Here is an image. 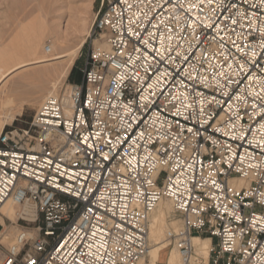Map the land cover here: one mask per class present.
<instances>
[{
  "label": "built area",
  "instance_id": "1",
  "mask_svg": "<svg viewBox=\"0 0 264 264\" xmlns=\"http://www.w3.org/2000/svg\"><path fill=\"white\" fill-rule=\"evenodd\" d=\"M92 35L69 95L0 132V210L32 207L0 264H137L162 199L180 264L203 234L208 264H264V0H102Z\"/></svg>",
  "mask_w": 264,
  "mask_h": 264
},
{
  "label": "rangeland",
  "instance_id": "2",
  "mask_svg": "<svg viewBox=\"0 0 264 264\" xmlns=\"http://www.w3.org/2000/svg\"><path fill=\"white\" fill-rule=\"evenodd\" d=\"M102 0H0V54H6V57L16 52L18 48L27 47V39L32 33H39L44 22L49 23L51 28L60 34L61 46L64 47V56L73 55L71 64L61 68L59 73L51 72L48 80L42 77L38 84L35 83L36 78L31 79L29 76L24 81L15 84L9 82L11 93H7L8 97L0 90V100L12 99L13 105L20 108L19 114L15 118L6 123L4 127L10 128H27L30 125L36 111L46 98L48 90L52 87L50 81H56L58 84L57 94L62 95L66 91H70L71 81L70 75L72 69L76 66L77 70L84 67L86 58L90 49L97 45L95 36L92 35V26L96 18V14L101 6ZM51 38L47 35L44 40L45 46L50 44ZM24 43V44H23ZM23 44V47H22ZM15 48V49H14ZM4 52V53H3ZM68 52V53H66ZM53 63L57 65L62 61ZM53 74V75H52ZM44 79V80H43ZM43 80V81H42ZM50 83V85H49ZM43 84V85H40ZM9 94H11L9 96ZM15 110V109H14ZM9 107L0 105V121L9 112ZM172 209V208H171ZM172 219L173 209L171 211ZM8 225L16 224L7 220L5 213L1 214ZM181 221V220H180ZM177 220V225H180ZM182 222V221H181ZM3 222L0 221V231L3 228ZM26 225L24 221H18V226ZM169 226H172L169 224ZM18 229L17 226H13ZM198 237V236H196ZM203 234L200 238H207ZM213 243H215L213 241ZM7 246L9 243H4ZM173 246L169 245L166 249L159 251V259L152 260L147 257L145 264H157L163 261L167 264V257ZM162 255V256H161ZM179 257L177 264H180Z\"/></svg>",
  "mask_w": 264,
  "mask_h": 264
},
{
  "label": "bare ground",
  "instance_id": "3",
  "mask_svg": "<svg viewBox=\"0 0 264 264\" xmlns=\"http://www.w3.org/2000/svg\"><path fill=\"white\" fill-rule=\"evenodd\" d=\"M47 35L51 38V41L48 46H45L46 43H44V40L46 39ZM60 38L61 36L58 31L54 28L52 29L49 23L44 22L39 33L34 32L30 37H28L26 48L23 47V43V48H18L16 52L10 54V56L8 57H6V54H0V90H2L1 96H3L4 94L5 97H8V95H6L7 93L12 94V90L9 89V82L11 84H15L19 81L26 80L29 76H32L31 79L33 77L36 78L35 83L38 84L39 82L37 81V79H39L40 81L42 77H47L49 80L52 71L59 73L61 71V68H64L65 66H67L68 68L73 59V55H71L70 57L63 55L64 47L61 46ZM96 41L97 46L106 47V44L104 42L98 40ZM60 59H62V61H60L59 64L52 65L53 63L59 62L58 60ZM50 82L52 83V87L48 90L46 98L49 96L58 95L56 93L58 89L57 82ZM69 92V90L66 91L65 95L68 96ZM11 94H9V96ZM68 101L71 102L69 97ZM0 105L2 107H9L10 110L15 109L14 111L7 113L0 121L1 132L5 128L4 126L6 125V123H10L15 118L16 114L20 113L21 109L17 108L16 105H13L12 99L4 98L0 100ZM231 183L238 188H241L244 185H248L245 180L238 178L231 179ZM171 208L174 211L173 204L170 200L162 199L158 203L157 208L151 215L149 230V252L147 256L140 259L137 264H145L147 257H150L152 260L159 259V251L166 249L170 244L169 240L167 239L168 231L170 229L178 230L182 227L180 219L174 218L180 221L179 226L177 225V220H170L172 219ZM2 213H5L10 221L16 222L20 214L25 216L26 214L32 213V207L29 204H19L15 202L12 197H9L2 205L0 210V221L2 220L3 224L5 225V229L0 234V238L3 243L12 244L21 228L20 226H18V224L8 225L7 222H5V220L3 219V216L1 215ZM169 224H171L172 226H169ZM13 226H17L18 229ZM200 237L193 236L192 241L197 254L203 257L206 264H208L210 249L212 247L211 239ZM179 257V250L177 246L174 245L172 250L168 254L167 264H177Z\"/></svg>",
  "mask_w": 264,
  "mask_h": 264
},
{
  "label": "trees",
  "instance_id": "4",
  "mask_svg": "<svg viewBox=\"0 0 264 264\" xmlns=\"http://www.w3.org/2000/svg\"><path fill=\"white\" fill-rule=\"evenodd\" d=\"M83 78V71L82 69L77 70L76 66L72 69L71 75H70V79L72 82L74 83H80L82 81ZM6 129H8L6 127Z\"/></svg>",
  "mask_w": 264,
  "mask_h": 264
},
{
  "label": "crops",
  "instance_id": "5",
  "mask_svg": "<svg viewBox=\"0 0 264 264\" xmlns=\"http://www.w3.org/2000/svg\"><path fill=\"white\" fill-rule=\"evenodd\" d=\"M196 236H198V235H196ZM198 237H200V236H198ZM208 238V237H207ZM162 256V255H161ZM157 264H166L165 262H163V261H159Z\"/></svg>",
  "mask_w": 264,
  "mask_h": 264
},
{
  "label": "snow or ice",
  "instance_id": "6",
  "mask_svg": "<svg viewBox=\"0 0 264 264\" xmlns=\"http://www.w3.org/2000/svg\"><path fill=\"white\" fill-rule=\"evenodd\" d=\"M33 264H34V262H33Z\"/></svg>",
  "mask_w": 264,
  "mask_h": 264
}]
</instances>
